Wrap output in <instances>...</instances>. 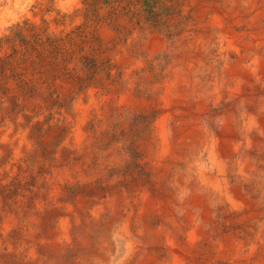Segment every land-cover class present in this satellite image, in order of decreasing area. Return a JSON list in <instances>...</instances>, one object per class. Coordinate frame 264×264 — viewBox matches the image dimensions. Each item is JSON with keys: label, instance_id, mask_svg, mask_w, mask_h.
<instances>
[{"label": "rangeland", "instance_id": "374dc122", "mask_svg": "<svg viewBox=\"0 0 264 264\" xmlns=\"http://www.w3.org/2000/svg\"><path fill=\"white\" fill-rule=\"evenodd\" d=\"M209 18L192 0H0V130L13 132L0 135V264H99L89 243L109 221L160 244L159 221L125 208L151 179L158 88L198 38L208 57L222 50ZM202 246L187 264H256Z\"/></svg>", "mask_w": 264, "mask_h": 264}, {"label": "bare ground", "instance_id": "6f19581e", "mask_svg": "<svg viewBox=\"0 0 264 264\" xmlns=\"http://www.w3.org/2000/svg\"><path fill=\"white\" fill-rule=\"evenodd\" d=\"M194 3L199 16L210 17L207 24L222 32V50L216 59L208 57V40L198 38L196 51L158 88L162 95L143 160L151 179L129 191L134 206L125 208L138 211L136 222L146 215L159 221L160 244L145 246L144 232L137 234L133 221H109L100 242L89 243L99 264H187L208 243L264 264V0ZM208 63L215 65L203 82ZM12 133L0 130L5 140ZM99 209L93 208V218ZM67 219L61 223L66 237ZM114 239L123 245L117 254Z\"/></svg>", "mask_w": 264, "mask_h": 264}]
</instances>
